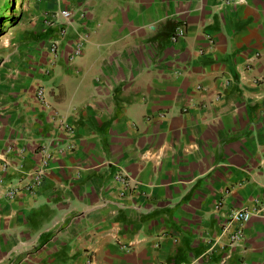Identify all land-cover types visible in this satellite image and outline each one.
<instances>
[{
    "label": "crops",
    "instance_id": "crops-1",
    "mask_svg": "<svg viewBox=\"0 0 264 264\" xmlns=\"http://www.w3.org/2000/svg\"><path fill=\"white\" fill-rule=\"evenodd\" d=\"M30 19L0 79V264H264V0H41ZM44 145V184L10 201Z\"/></svg>",
    "mask_w": 264,
    "mask_h": 264
},
{
    "label": "built area",
    "instance_id": "built-area-1",
    "mask_svg": "<svg viewBox=\"0 0 264 264\" xmlns=\"http://www.w3.org/2000/svg\"><path fill=\"white\" fill-rule=\"evenodd\" d=\"M225 4L230 5L232 2L237 3L238 0H222ZM64 15L68 17L70 14L69 12H64ZM184 30L182 28L178 29L177 35H183ZM54 48V46H53ZM56 49V48H54ZM80 50H77V53ZM76 53V54H77ZM36 97L39 100L41 104L46 103V89L43 85H39L36 88ZM67 132L70 135H73V129L67 125L65 126ZM69 149H74V145L71 144L69 146ZM63 151V150H61ZM40 156L41 160L36 166V168L30 173V176L33 177V180L29 183H25L22 186L9 185L6 191V197L11 201L15 200L19 195L26 193L31 197H35L39 188L44 184L46 173L48 170V167L50 165V162L53 158V151L50 147L44 145L40 147ZM115 181L120 186V192L122 195H126L128 191H132L135 189H139L137 184L133 181L130 173L125 172L124 170H119L115 174ZM252 218V213L246 209H233L230 211L228 215V220L236 225L235 231L230 236V244L231 245H244L247 238H246V226L247 223ZM220 264H225V260L221 261Z\"/></svg>",
    "mask_w": 264,
    "mask_h": 264
},
{
    "label": "rangeland",
    "instance_id": "rangeland-1",
    "mask_svg": "<svg viewBox=\"0 0 264 264\" xmlns=\"http://www.w3.org/2000/svg\"><path fill=\"white\" fill-rule=\"evenodd\" d=\"M41 0H0V79L3 78L7 64L12 63L11 42L21 27L30 22L35 5ZM10 2L11 8L4 11V4Z\"/></svg>",
    "mask_w": 264,
    "mask_h": 264
},
{
    "label": "trees",
    "instance_id": "trees-1",
    "mask_svg": "<svg viewBox=\"0 0 264 264\" xmlns=\"http://www.w3.org/2000/svg\"><path fill=\"white\" fill-rule=\"evenodd\" d=\"M11 8V4H10V2H6L5 4H4V8H3V10L4 11H7L8 9H10Z\"/></svg>",
    "mask_w": 264,
    "mask_h": 264
}]
</instances>
